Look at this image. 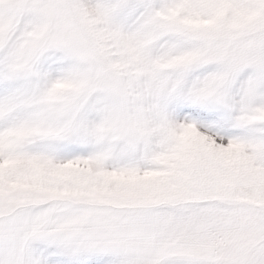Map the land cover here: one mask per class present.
Here are the masks:
<instances>
[{"label":"snow or ice","instance_id":"snow-or-ice-1","mask_svg":"<svg viewBox=\"0 0 264 264\" xmlns=\"http://www.w3.org/2000/svg\"><path fill=\"white\" fill-rule=\"evenodd\" d=\"M0 264H264V0H0Z\"/></svg>","mask_w":264,"mask_h":264}]
</instances>
